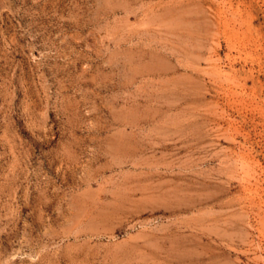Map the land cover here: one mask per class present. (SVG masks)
Returning <instances> with one entry per match:
<instances>
[{"label":"rangeland","instance_id":"374dc122","mask_svg":"<svg viewBox=\"0 0 264 264\" xmlns=\"http://www.w3.org/2000/svg\"><path fill=\"white\" fill-rule=\"evenodd\" d=\"M0 264H264V0H0Z\"/></svg>","mask_w":264,"mask_h":264}]
</instances>
